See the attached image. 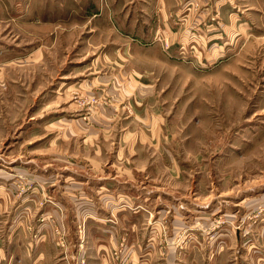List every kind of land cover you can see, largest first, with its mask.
I'll return each instance as SVG.
<instances>
[{
  "label": "rangeland",
  "instance_id": "374dc122",
  "mask_svg": "<svg viewBox=\"0 0 264 264\" xmlns=\"http://www.w3.org/2000/svg\"><path fill=\"white\" fill-rule=\"evenodd\" d=\"M165 1L156 13V0H0V200L8 196L0 248L16 240V215L29 230L52 224L65 253L67 227L42 210L75 214L73 193H90L94 181L63 180L120 169L117 203L104 219L123 230L115 211L137 221L141 210L144 229H127L137 246L122 240L110 255L116 264H131L134 255L148 264H264V14L243 2L258 32L216 34L224 0H178L183 14L172 24L184 29L211 6L210 28L181 38L182 58H169L143 49L128 31H150V43L169 52L179 39L164 34L175 4ZM129 11L131 27L123 24ZM133 71L154 84L140 101L136 95L149 91L125 84ZM146 107L162 118L144 126L136 115ZM10 186L12 205L11 195H1ZM139 191L152 192L151 210L138 207L145 202L134 200ZM81 215L84 245L89 217ZM11 254L0 264L17 263Z\"/></svg>",
  "mask_w": 264,
  "mask_h": 264
},
{
  "label": "crops",
  "instance_id": "0c3cea01",
  "mask_svg": "<svg viewBox=\"0 0 264 264\" xmlns=\"http://www.w3.org/2000/svg\"><path fill=\"white\" fill-rule=\"evenodd\" d=\"M157 3L154 6L157 11L162 10L166 6V1L165 0H156ZM178 0H175V4L171 7L170 13L171 15L173 14V20L171 23L166 26V32L164 34H171L172 36H175L179 39L178 42L173 43L171 46V49L169 52L165 53L160 47L154 45L153 43H150L152 40V33L146 32L145 30H139L138 34L135 31L128 30L131 32L130 34H135L132 35L133 37L137 38V36L141 39L140 44L143 47V49H148V50H156L158 49V52H162L163 55H167L169 58L170 57H175L178 59H181L182 56L180 54L179 56V50L177 49L178 45H180L181 38L185 41H188V34H209V28H208V23H207V14L212 12V7L210 6L207 9H204L201 14L199 15V18H196L195 20L189 19L186 24L187 26L183 29L182 27L178 25L172 24V22H176L177 20L180 19L181 15L183 14V11L181 9V4H177ZM243 2H248V0H229L226 1L224 0L221 5V25H219L217 29L218 32H215L216 34H249L248 30L253 32V27H254V33L258 32L256 30V25H254V20L250 13L244 12L243 8L241 5ZM248 4V3H247ZM248 5L249 7H258V13L261 16L263 13L262 7H264V0H252ZM220 5V4H219ZM220 8V7H219ZM132 13L129 11L128 15L126 18L123 19V24L126 26H132V20L131 17ZM196 24H193V23ZM257 22V19H256ZM191 23V24H190ZM193 24V25H192ZM173 25V26H172ZM125 27V26H124ZM133 28V27H132ZM177 34H184L180 38L177 36ZM144 42V43H142ZM135 72V75H131L129 81L125 84H131L134 87H137L138 90H147V94H138V100L140 101L141 97L143 96H150L152 93V88L154 87V84L148 80V76L146 75H140L138 71H133ZM138 72V73H137ZM132 74V73H130ZM142 77V78H141ZM124 80L126 79L123 78ZM151 79V78H149ZM107 80H109L106 77H103L102 80H100L103 83H106ZM118 80V79H117ZM121 82V80H119ZM99 83V82H98ZM124 84V85H125ZM119 83L113 84L114 90L120 91L119 90ZM123 90V88L121 89ZM111 94L113 95H118L120 96V92L114 93L113 91L108 90ZM145 92V91H144ZM153 95V94H152ZM145 99V98H144ZM150 99V98H146ZM152 100V99H150ZM143 108V107H139ZM141 113L143 114L142 117L136 115V117L143 122V125L147 124V126L151 125L153 120L162 118L161 115H158L159 118L150 114V111L148 107L141 109ZM156 123V122H155ZM144 125V126H145ZM122 126V124H120ZM143 126V127H144ZM123 129V128H122ZM154 133V131H152ZM155 134H160V131L155 132ZM142 138L147 141L149 138L146 137V133L142 134ZM153 136H155L153 134ZM152 138V137H151ZM168 139V137L166 136ZM113 171H116L114 169ZM96 174L88 176L84 179L80 178L79 181L73 182V176L66 177L65 180L70 184H80L83 183V181H94V184L92 185L91 192L90 193H85L83 194L82 192H74L73 197H74V211L75 214H70L65 211V214H67L66 218L59 214L57 212L56 208L52 206H46L42 210L45 214H49L51 216L52 220H59L58 222H64L65 226L67 227L68 234H69V241L70 245L67 251L63 253L60 248L56 245V235L54 233V228L52 224H45V225H40L38 223H34L32 225L33 229L29 230V228H22V226L25 223H22L21 226H19V222H16L17 217L16 215L12 217V223L16 225L18 228L17 234H12V236H15V241L14 242H9V244L4 242V249L0 248V254L3 257H6L7 253H12L17 255V263L15 264H74L76 262L81 263L82 261H85V264H116L112 258L111 254L113 250L119 245V243L122 240H127V245L135 247L137 246L136 244H131V241L126 237L127 236V229L134 231L136 235L141 232V229L139 225V220L142 218L144 214H140L141 210L139 212L135 211L133 214L136 217V220H131V216L129 214H126V212H116V214L120 215L119 219L122 221V226H124L123 230H121V225H114L111 222H107L106 219L107 215L109 214V207H113L117 201L115 200L114 193L115 189H113V184L115 183V179L118 177H121L123 175V172L120 169H117V176H114L110 173L107 174H101L102 170L96 169ZM126 173V172H125ZM128 175V174H127ZM131 176H128V179H130ZM40 180L45 181L43 177H39ZM82 179V180H81ZM112 185V187H111ZM11 187V192H6V190L1 189V195L5 192L6 196L11 195L10 198V205L14 202L15 199V193L14 190ZM68 189V187L66 186ZM6 189V188H3ZM137 197H134V200L138 197L145 198V202H143V205H139L138 207L141 208L144 211V207H148L150 210L152 209L151 206H149V198H147L148 195L147 193L152 194V192H137ZM44 194V193H43ZM54 197L57 194H54ZM122 196H126L124 194H118ZM4 196V195H3ZM3 196L1 198H3ZM157 196V194H156ZM8 197V196H7ZM7 197L2 200H0V210L4 211L6 209L7 203ZM128 196L127 201L132 200ZM176 200V199H175ZM148 201V202H147ZM17 202V209H20V206H18ZM134 203H136L134 201ZM138 203V202H137ZM151 205V204H150ZM81 212H86L88 215V219L86 220L85 228H86V242L84 245L81 244V241L78 237V230L77 227L79 225V218L83 217L81 215ZM140 214V215H139ZM159 214V212H158ZM75 215V218L77 219L78 222L75 220L73 223L70 221L68 222V217L71 216L73 217ZM151 217H155L153 215V212H150ZM79 216V217H78ZM65 219L67 221L65 222ZM145 219V218H144ZM146 221V220H145ZM16 222V224H15ZM56 222V221H55ZM147 226V225H146ZM26 227V226H25ZM28 227V226H27ZM157 227V226H156ZM138 228L140 230H138ZM22 230V231H19ZM123 231V232H122ZM25 233V234H24ZM10 235V234H9ZM11 248V250L9 249ZM138 251V250H137ZM131 252V250H129ZM11 254V256H13ZM132 254V253H131ZM142 254L146 255L145 251H142ZM1 257V258H3ZM0 258V259H1ZM129 258V257H128ZM159 254L155 255V259L158 260ZM10 264H12L13 259H9ZM128 260V259H127ZM133 263L131 264H148L149 262H146V260L138 261V258L136 255L132 257Z\"/></svg>",
  "mask_w": 264,
  "mask_h": 264
}]
</instances>
